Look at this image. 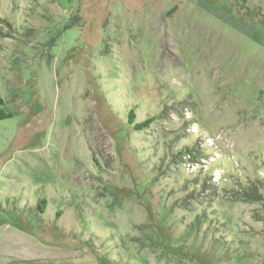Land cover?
I'll return each instance as SVG.
<instances>
[{
	"label": "rangeland",
	"instance_id": "374dc122",
	"mask_svg": "<svg viewBox=\"0 0 264 264\" xmlns=\"http://www.w3.org/2000/svg\"><path fill=\"white\" fill-rule=\"evenodd\" d=\"M0 95V264H264V0H0Z\"/></svg>",
	"mask_w": 264,
	"mask_h": 264
},
{
	"label": "trees",
	"instance_id": "16d2710c",
	"mask_svg": "<svg viewBox=\"0 0 264 264\" xmlns=\"http://www.w3.org/2000/svg\"><path fill=\"white\" fill-rule=\"evenodd\" d=\"M12 116V112L7 110L6 107H5V103H4V100L2 98V96L0 95V120L2 119H6V118H9ZM133 112L130 111V119L133 118ZM133 121V120H132ZM131 122V120H130ZM151 122V119L150 120H144V121H140V122H135V126L138 128V129H141V128H146L148 127L149 123ZM190 151V150H188ZM256 193V192H255ZM260 196L258 194H256V197L257 199H260L261 198V195L264 194V191L263 193L259 192ZM44 203V202H43ZM38 210L42 211L44 209L43 205L42 206H39L38 205Z\"/></svg>",
	"mask_w": 264,
	"mask_h": 264
}]
</instances>
